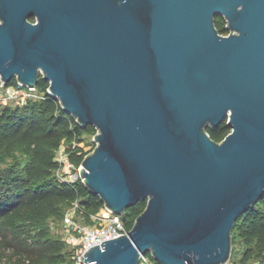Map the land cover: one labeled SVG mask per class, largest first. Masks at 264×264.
I'll return each instance as SVG.
<instances>
[{
    "label": "water",
    "instance_id": "95a60500",
    "mask_svg": "<svg viewBox=\"0 0 264 264\" xmlns=\"http://www.w3.org/2000/svg\"><path fill=\"white\" fill-rule=\"evenodd\" d=\"M41 76L97 128L85 186L117 214L147 200L86 264L231 260L237 219L264 195V0H0V79Z\"/></svg>",
    "mask_w": 264,
    "mask_h": 264
},
{
    "label": "trees",
    "instance_id": "16d2710c",
    "mask_svg": "<svg viewBox=\"0 0 264 264\" xmlns=\"http://www.w3.org/2000/svg\"><path fill=\"white\" fill-rule=\"evenodd\" d=\"M216 25L228 33L223 16H217ZM16 82L13 78L9 83ZM38 86L42 97L0 103V264L71 262L75 247L52 230L50 220L64 219L67 207L78 203L85 221L94 223L93 215L105 207L80 176L75 180L62 178L56 159L58 149L67 142L70 158L79 166L92 150L81 143L84 133L97 132V128L81 126L66 112L48 93L49 81L42 76ZM231 129L226 121L208 127L218 141ZM146 204L147 200H139L123 214L129 229ZM232 259L239 264L264 262V195L237 219Z\"/></svg>",
    "mask_w": 264,
    "mask_h": 264
},
{
    "label": "built area",
    "instance_id": "2783aa9c",
    "mask_svg": "<svg viewBox=\"0 0 264 264\" xmlns=\"http://www.w3.org/2000/svg\"><path fill=\"white\" fill-rule=\"evenodd\" d=\"M42 96L43 92L38 84L30 86L18 81L16 83H6L0 80V103L9 100L22 102L28 98ZM56 159L61 164L58 173L62 178L75 180L80 176L82 165H75L70 158V153L64 145L58 149ZM103 208V212L93 215L97 218L95 223L83 224L73 217L67 218L69 234L65 239L75 247L73 260L70 264H86V261L82 259L81 255L84 254L90 246L100 243L104 239L116 237L117 235L129 231L122 214L114 213L106 207ZM141 264H156V261L151 255L142 254ZM225 264L233 263L230 260Z\"/></svg>",
    "mask_w": 264,
    "mask_h": 264
},
{
    "label": "rangeland",
    "instance_id": "374dc122",
    "mask_svg": "<svg viewBox=\"0 0 264 264\" xmlns=\"http://www.w3.org/2000/svg\"><path fill=\"white\" fill-rule=\"evenodd\" d=\"M95 134H96V132H94V133L85 132L84 133V139H83V141L81 143L85 145L86 149H93L94 148V142H95L94 136H95ZM63 145H64V147L67 148L68 143L65 142ZM103 211H104V208H102L101 212H103ZM68 217L69 218L73 217V218L77 219L78 221L82 222L83 224H90V223H87L85 221L84 217L80 213L78 203L68 206L67 209H66V217L64 219H51L50 220V225L52 227V230L55 233L60 234L64 239L69 234V229H68L69 226H68V223H67V221H68L67 218ZM93 220H95V222H96L97 218H95L93 216ZM236 258L238 259L239 256H236ZM231 261H232L233 264H239L235 259L234 260L232 259ZM70 263L71 262L64 263V264H70ZM240 264H242V263H240ZM248 264H264V262H260L259 260H253V261L249 262Z\"/></svg>",
    "mask_w": 264,
    "mask_h": 264
},
{
    "label": "flooded vegetation",
    "instance_id": "af4514ba",
    "mask_svg": "<svg viewBox=\"0 0 264 264\" xmlns=\"http://www.w3.org/2000/svg\"><path fill=\"white\" fill-rule=\"evenodd\" d=\"M228 33H229V31H228ZM225 34H227V33H225Z\"/></svg>",
    "mask_w": 264,
    "mask_h": 264
}]
</instances>
